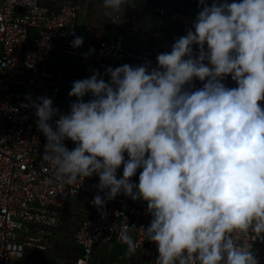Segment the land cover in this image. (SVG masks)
Here are the masks:
<instances>
[{"label": "clouds", "instance_id": "clouds-1", "mask_svg": "<svg viewBox=\"0 0 264 264\" xmlns=\"http://www.w3.org/2000/svg\"><path fill=\"white\" fill-rule=\"evenodd\" d=\"M129 3L102 0L109 13ZM193 27L157 55L155 68L109 66L107 82L98 72L74 81L67 114L49 97H29L26 106L36 110L43 159L57 179L98 176L104 195L91 203L100 211L121 193L147 202L143 231L157 245V264H258L230 234H264V0H214ZM83 43L75 36L71 46ZM227 76L237 87L225 86ZM194 78L202 88L186 87ZM133 229L119 233L129 253Z\"/></svg>", "mask_w": 264, "mask_h": 264}, {"label": "built area", "instance_id": "built-area-1", "mask_svg": "<svg viewBox=\"0 0 264 264\" xmlns=\"http://www.w3.org/2000/svg\"><path fill=\"white\" fill-rule=\"evenodd\" d=\"M51 2L53 6L42 0H0V264H16L14 260L23 258L27 249L45 250L72 198L85 199L90 210L75 234L81 248L75 264H89L100 243L113 238L121 243L119 233L127 225L135 228L130 233L135 249L147 243L151 264H157V245L147 240L143 231L152 219L146 201H134L121 193L100 211L91 203L95 195H104L96 188L99 179L78 178L68 184L57 179L55 168L43 159L46 138L38 129L35 108L26 106L28 98L49 97L60 113L67 114L62 112L61 98L64 86L72 83L61 68L78 52L79 48L71 46L74 37L81 36L84 41L88 33L78 27V4L72 0ZM156 12L178 21L183 34L194 31L198 13L193 9L183 13L159 7ZM178 38L174 37V42ZM56 49L59 68L53 70L48 64ZM95 55L114 60V68L132 61L157 67L158 54L129 49L122 35L99 41ZM193 55H198V48L193 47ZM260 104L264 107V101ZM57 118L50 121L53 127ZM65 145L69 150L76 146L71 140H65ZM122 173L123 164L117 176ZM230 235L252 251L258 264H264V234L258 237L249 229Z\"/></svg>", "mask_w": 264, "mask_h": 264}, {"label": "crops", "instance_id": "crops-1", "mask_svg": "<svg viewBox=\"0 0 264 264\" xmlns=\"http://www.w3.org/2000/svg\"><path fill=\"white\" fill-rule=\"evenodd\" d=\"M80 6L78 27L88 29L84 43L79 47L75 57L61 69L67 81H74L90 77L98 72L100 78L106 82L110 79L105 69L114 68V60H102L96 57L95 48L99 41L111 40L122 35L129 49L150 54H160L163 50L171 51L174 37L185 36L178 21L169 16L161 15L156 9H148L129 3L122 6L118 12H106L102 0H72ZM46 5L53 6L51 0H42ZM167 3V2H166ZM168 4V3H167ZM179 5V4H177ZM198 48V46H193ZM207 45H205V49ZM91 51V54L89 52ZM194 56V55H193ZM195 57V56H194ZM208 64V61H204ZM129 65L138 66L143 63L129 62ZM50 69L59 68L58 50L48 64ZM152 68V67H150ZM226 87L235 88L237 84L231 76L224 77ZM72 85L64 86L62 94V112L70 111V104L75 97H70ZM186 87L192 90L202 88V82L193 80ZM87 102L86 96L83 98ZM142 169H138L134 183L138 184ZM99 179L98 176L90 177ZM90 213L87 201L82 198L69 199L64 206L61 220L54 232L51 243L45 250L27 249L21 259H15L16 264H75L81 254V248L75 242V234L82 221ZM89 264H151L148 244L129 253L128 245L117 242L115 238L108 242L96 245Z\"/></svg>", "mask_w": 264, "mask_h": 264}, {"label": "water", "instance_id": "water-1", "mask_svg": "<svg viewBox=\"0 0 264 264\" xmlns=\"http://www.w3.org/2000/svg\"><path fill=\"white\" fill-rule=\"evenodd\" d=\"M213 2L214 0H204V3L210 4V5ZM216 2L222 3L223 0H216ZM231 2H233V0H228V3H231ZM130 3L136 6L148 8V9H155V8L161 7V8H167L170 11H180L183 13L186 12V9L188 8V4L186 2L179 1V0H130Z\"/></svg>", "mask_w": 264, "mask_h": 264}, {"label": "trees", "instance_id": "trees-1", "mask_svg": "<svg viewBox=\"0 0 264 264\" xmlns=\"http://www.w3.org/2000/svg\"><path fill=\"white\" fill-rule=\"evenodd\" d=\"M179 1L186 2L188 4V8L193 9L197 13H199L202 10L204 4H206V3L202 4L201 0H179ZM206 5L211 6L210 4H206Z\"/></svg>", "mask_w": 264, "mask_h": 264}, {"label": "rangeland", "instance_id": "rangeland-1", "mask_svg": "<svg viewBox=\"0 0 264 264\" xmlns=\"http://www.w3.org/2000/svg\"><path fill=\"white\" fill-rule=\"evenodd\" d=\"M90 178V177H89ZM90 179H92V178H90Z\"/></svg>", "mask_w": 264, "mask_h": 264}]
</instances>
